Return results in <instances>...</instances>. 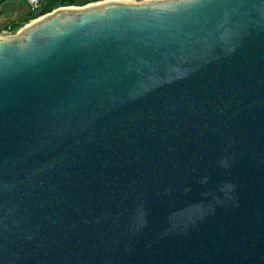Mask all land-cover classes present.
<instances>
[{
  "label": "water",
  "instance_id": "obj_1",
  "mask_svg": "<svg viewBox=\"0 0 264 264\" xmlns=\"http://www.w3.org/2000/svg\"><path fill=\"white\" fill-rule=\"evenodd\" d=\"M0 264H264V0L0 36Z\"/></svg>",
  "mask_w": 264,
  "mask_h": 264
},
{
  "label": "rangeland",
  "instance_id": "obj_2",
  "mask_svg": "<svg viewBox=\"0 0 264 264\" xmlns=\"http://www.w3.org/2000/svg\"><path fill=\"white\" fill-rule=\"evenodd\" d=\"M106 1H111V0H98L90 3L94 4V3H102ZM130 1L143 2V1H152V0H130ZM30 10H31L30 6L27 4L25 0H0V31L6 24L17 22L19 19L26 16ZM32 21L33 20L29 21L28 23H25L20 28L26 26L27 24L32 23ZM20 28L14 29L12 26H10L9 29L13 30L10 35L15 34Z\"/></svg>",
  "mask_w": 264,
  "mask_h": 264
},
{
  "label": "trees",
  "instance_id": "obj_3",
  "mask_svg": "<svg viewBox=\"0 0 264 264\" xmlns=\"http://www.w3.org/2000/svg\"><path fill=\"white\" fill-rule=\"evenodd\" d=\"M95 1L98 0H41L40 5L37 9L30 10L26 16L19 19L17 22L6 24L1 30L10 28V26H12L14 29H18L25 23H28L29 21L44 14H47L62 6H81Z\"/></svg>",
  "mask_w": 264,
  "mask_h": 264
},
{
  "label": "built area",
  "instance_id": "obj_4",
  "mask_svg": "<svg viewBox=\"0 0 264 264\" xmlns=\"http://www.w3.org/2000/svg\"><path fill=\"white\" fill-rule=\"evenodd\" d=\"M27 2V4L30 6L31 10L37 9L40 5V1L41 0H25ZM12 29H5V30H1L0 31V36H6V35H10L12 33Z\"/></svg>",
  "mask_w": 264,
  "mask_h": 264
}]
</instances>
